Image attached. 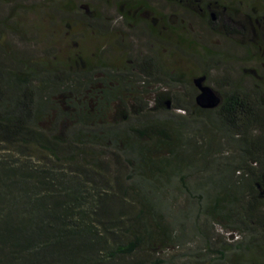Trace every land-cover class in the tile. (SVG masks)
Returning <instances> with one entry per match:
<instances>
[{"label":"trees","instance_id":"16d2710c","mask_svg":"<svg viewBox=\"0 0 264 264\" xmlns=\"http://www.w3.org/2000/svg\"><path fill=\"white\" fill-rule=\"evenodd\" d=\"M162 1L196 14L215 31L208 16L212 11L216 21L221 15L225 31L247 36L234 8L216 11L204 0ZM52 2L48 10L67 33L80 26L102 28L71 1ZM2 6L7 8L0 9V154L6 156H0V264H115L109 255L136 251L152 258L122 264H174V257L163 260L154 252L195 240L189 260L181 264H264L263 76L252 79L249 90L228 83L225 92L216 93L218 106L209 110L190 97L153 90L152 114L141 105L144 91H134L132 104L124 96L133 84H185L195 92L191 81L172 74L162 81L164 72L149 57L119 68L105 61L104 50L63 59L50 48L39 55L17 48L13 37L28 40L17 18L23 6L0 0ZM144 8L143 0H125L117 9L133 22ZM252 11L251 6L245 17L253 36L243 47L245 60L259 65L264 62V12L262 7ZM143 26L155 38L161 28L170 34L175 30L162 14ZM180 42L177 36L179 48ZM201 49L197 59L205 75L223 57ZM170 101V108L182 114L169 113ZM203 124L212 131L201 141ZM215 131L224 136L223 143L215 141ZM222 144L236 148V158L223 156ZM85 192H90L89 204ZM172 192L186 200L175 211ZM213 225L231 240L234 235L243 240L227 244L211 233ZM126 235L125 242L105 252L107 237Z\"/></svg>","mask_w":264,"mask_h":264},{"label":"rangeland","instance_id":"374dc122","mask_svg":"<svg viewBox=\"0 0 264 264\" xmlns=\"http://www.w3.org/2000/svg\"><path fill=\"white\" fill-rule=\"evenodd\" d=\"M16 1L23 6L22 9L18 10L17 18L20 25L25 28V39L28 40L24 42L13 37L11 39L12 44L17 48H28L36 52L37 55L46 48H50L58 57L63 59L72 56L76 52L87 56L95 50H104L103 58H105V61L114 67L120 66L119 68L123 66L121 64L127 63L129 60L149 57L154 60L156 68L160 72H164L161 79L167 83V74L179 76L187 81L201 76L205 68L197 59V55H203L201 48H206L221 54L223 57L222 62L218 64L216 69H210L204 75L206 77L204 85L209 87L215 94L225 92L228 83H237L249 90L252 79L259 78V75L264 78V62L258 65L253 61H246L243 47L253 36L250 20L245 15L249 13L251 6L256 10L252 11L254 13H258L261 7L262 12H264V0H204L210 2L216 11L227 7L236 9V17L244 21L247 27V36L234 34L228 30L225 31L220 22L221 15L217 21L213 22L215 26V31H213L196 14L189 13L162 0H143L146 8L133 22H128L119 16L118 5L125 0H69L77 5V9L84 10L82 11L84 16L88 19H94V22L96 21L97 24L102 26L97 31L89 28L83 29L80 26L69 34L61 24L59 17L56 14H51V11L48 10V6L53 3L52 0ZM56 1L65 2L67 0ZM6 8L5 6L0 7L2 12H5ZM128 13L133 14L129 11ZM157 14L166 15L173 22L174 34H170L166 28H161L159 38H155L143 26L144 21L147 20L149 23V19ZM126 15L128 16L127 13ZM158 20L159 22L162 21L160 17H158ZM216 31L227 34L226 36L219 35ZM177 36L183 40V42H180L182 49L176 44ZM10 38L11 36L8 35L9 40ZM131 89L129 94H124L130 99L129 103L135 96L134 91L137 93L144 91L141 95V105L147 104V110L152 114L154 113L153 90L158 89L160 92H167L171 98L179 97L182 100H187L189 97L194 99L196 95V91L191 92L185 84L163 86L161 83L149 82L147 87L139 88V84L136 83L131 86ZM170 103L172 102L167 103V110L170 114H182V111L172 110ZM262 105L264 107V100ZM130 111L129 109L125 110L132 119L134 117H132ZM115 112L116 105L109 109V118H112ZM262 115L264 116V111H262ZM199 128L200 132L198 134L201 138L199 140L203 141L211 136L212 130L209 126L203 124ZM258 133V131H255L252 135L256 136ZM260 133L264 135V128ZM214 134L216 142H224V136L219 131H215ZM221 149L223 156H234L236 158L238 153L236 148L222 144ZM0 156L6 155L0 154ZM212 168L214 171V166ZM85 194H87L85 195V203H91L90 192H85ZM170 196H174V198H169V201L174 199V211L185 205L184 196L178 192H172ZM259 210H263V207H260ZM211 233L221 237L227 244L234 242L236 237L237 241L243 240L241 235H236V237L234 235L231 240L228 234L217 225L211 226ZM128 236H121L117 239L116 237H107L105 252H111L116 245L125 242L129 238ZM197 244L195 240L178 248H175L172 244L167 245L164 251L154 252V257L163 260L174 257V264H181L185 260H189L187 255ZM109 256L108 259L115 264L130 263L143 259L150 260L152 258L150 253L145 255L141 251H136L131 256H111L112 258Z\"/></svg>","mask_w":264,"mask_h":264},{"label":"water","instance_id":"95a60500","mask_svg":"<svg viewBox=\"0 0 264 264\" xmlns=\"http://www.w3.org/2000/svg\"><path fill=\"white\" fill-rule=\"evenodd\" d=\"M210 17L213 19L212 14H210ZM204 81V75L191 80L193 87L197 90V94L194 97V103L200 109H214L218 106L220 99L209 87L204 85Z\"/></svg>","mask_w":264,"mask_h":264},{"label":"flooded vegetation","instance_id":"af4514ba","mask_svg":"<svg viewBox=\"0 0 264 264\" xmlns=\"http://www.w3.org/2000/svg\"><path fill=\"white\" fill-rule=\"evenodd\" d=\"M213 8H214V6H213ZM210 14L213 15V19H211ZM208 16H209V18H210V21L213 23V22L215 21V19H216L215 13L212 12V11H209V12H208ZM204 82H205V81H204ZM195 91H196V94H197V90H196V89H195ZM219 99H220V98H219Z\"/></svg>","mask_w":264,"mask_h":264}]
</instances>
